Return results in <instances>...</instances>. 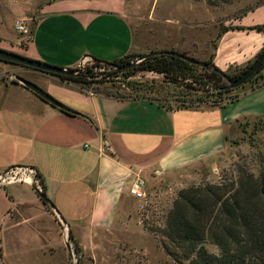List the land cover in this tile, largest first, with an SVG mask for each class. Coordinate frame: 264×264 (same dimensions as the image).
<instances>
[{
	"label": "crops",
	"instance_id": "0c3cea01",
	"mask_svg": "<svg viewBox=\"0 0 264 264\" xmlns=\"http://www.w3.org/2000/svg\"><path fill=\"white\" fill-rule=\"evenodd\" d=\"M129 1L36 2L17 17L28 19L27 33L14 26L19 35L13 36L0 26V48L71 69L132 53L130 14L152 24L173 22L197 29V21L139 16L130 10ZM27 12L34 14L31 24ZM247 13L250 21L236 20L215 35L210 62L222 72L245 66L264 46V31L247 30L264 25V5ZM185 46L179 39L177 45L159 50L183 51ZM17 73L0 60V173L14 166L32 167L50 205L26 183L0 186V264H20L10 260L26 252L27 246L6 249L4 244L10 235L14 241L23 237L19 219L41 217L64 226L63 220L73 230L111 226L119 218L124 222L137 202L128 193L134 179L145 181L146 193L160 178L182 183L213 172L231 149L228 132L234 124L243 118L264 119V86L218 107L166 109L148 99L95 93L53 75L26 76L75 112L71 113L39 98L16 80L22 77ZM38 227L28 231L35 238Z\"/></svg>",
	"mask_w": 264,
	"mask_h": 264
},
{
	"label": "rangeland",
	"instance_id": "374dc122",
	"mask_svg": "<svg viewBox=\"0 0 264 264\" xmlns=\"http://www.w3.org/2000/svg\"><path fill=\"white\" fill-rule=\"evenodd\" d=\"M44 1L0 0V26L7 34L18 36L19 32L14 29V19L30 10L36 2L40 4ZM127 5L139 16L146 17L151 13L155 18L163 17V20L170 18L197 21L195 30L173 22L159 23L157 21L152 24L142 17L130 14L128 21L134 36L135 50L128 54L131 55L127 59L128 63L143 53L160 51L159 48L177 45L179 39L184 41L186 48L176 52L198 61L210 62L216 33L223 27L236 23V20L250 21L251 18L247 12L263 6L264 0H130ZM25 15L30 16V24L35 20L34 14L27 12ZM163 27L166 28L165 33L162 31ZM147 47L150 49L145 51ZM1 62L18 69V73L24 76H30L32 73L52 75L19 64L2 60ZM92 65L94 66L92 61L87 62L85 70L89 66L95 69L92 71L93 75H96L94 82L81 86L95 93L111 95L124 100L148 99L166 109L178 108L181 101L185 99L194 100L200 108L210 106V101L215 97L197 90L195 84L186 88L183 81L172 83L163 74L153 71L127 72V70H122L108 75L107 70ZM240 68V66H231L227 72H235ZM193 72L200 73L201 68L195 66ZM263 82L264 67L254 79L224 94L222 102L246 94ZM198 97L209 102L203 103L195 100ZM228 137L231 149L220 167L215 168L213 172L209 171L196 179H188L182 183L174 179L154 180L147 187L145 198L135 199L137 202L131 205V212L124 222L119 218L111 226L93 225L73 230L67 226L64 229V226L56 221L46 218L28 217L23 221H20L22 218L19 219L23 237L21 240L16 238L14 241V236L10 235L4 244L6 249L9 247L12 249L15 244L27 246V248L25 254L14 257L10 261L16 260L20 264H176L164 252L160 244L164 239L160 230L165 226L167 214L179 191L192 186L218 184L223 181L228 183L244 171L257 176L261 162L264 161L263 118H243L237 121L229 130ZM36 225L41 228L38 227V236L35 238L28 231H33ZM69 233L71 234L70 239ZM66 244L70 245L71 252L67 250ZM204 247L211 253L217 254L218 252L215 246L207 242ZM2 254L0 250V256Z\"/></svg>",
	"mask_w": 264,
	"mask_h": 264
},
{
	"label": "trees",
	"instance_id": "16d2710c",
	"mask_svg": "<svg viewBox=\"0 0 264 264\" xmlns=\"http://www.w3.org/2000/svg\"><path fill=\"white\" fill-rule=\"evenodd\" d=\"M234 28L240 29V27ZM226 29L227 27H223L218 34ZM247 30L261 32L264 31V25H255ZM263 51L264 46L256 57ZM130 56L126 55L111 62L94 59L92 66L107 70L108 75L116 74L122 71L120 67L128 63L127 59ZM204 63L207 67L199 66L201 72L195 73L193 68L197 65L176 56L160 55L144 59L135 67L125 70L160 73L166 76L169 82L183 81L186 88L195 84L197 90L215 96L210 101V106L218 107L238 99L240 96L222 102L224 94L235 89L224 90L225 77L211 62ZM251 63H247L235 72L223 73L231 79L237 78ZM263 67L264 64L249 81L254 79ZM90 68L78 77L49 74L63 81L82 85L94 82L96 75H93ZM263 86L264 82L250 92ZM195 100L209 102L201 97ZM178 108L200 107L194 100L185 99ZM37 177L40 181L41 193L44 194V185L38 173ZM160 233L164 238L160 242L164 252L176 264H264V161L261 162L257 176L244 171L228 183L223 181L218 184L192 186L179 191ZM206 242L217 248V254L207 251L204 247Z\"/></svg>",
	"mask_w": 264,
	"mask_h": 264
},
{
	"label": "water",
	"instance_id": "95a60500",
	"mask_svg": "<svg viewBox=\"0 0 264 264\" xmlns=\"http://www.w3.org/2000/svg\"><path fill=\"white\" fill-rule=\"evenodd\" d=\"M160 55H166V56H176L178 58H181L189 63L195 64L200 67H207L206 64L202 61L195 60L194 58H191L189 56L183 55L181 53H178L176 51L172 50H160V51H149L147 53L141 54L139 57H137L135 60L124 64L120 67V70L129 69L131 67H135L137 64H139L142 60L147 59L152 56H160ZM0 60L19 64L25 67L33 68L36 70H40L46 73H53V74H59V75H66V76H73L78 77L83 74V66L82 64L78 65L76 68L71 69H65L62 67H58L55 65L47 64L44 62H40L37 60H33L30 58H27L25 56H22L20 54L5 50L0 48ZM264 64V51L261 52L259 56H257L252 63L247 67V69L237 78L231 79L227 77L222 71L218 70L226 79V85L223 87V89H236L245 83H247L262 67ZM18 82H20L22 85H24L26 88L31 90L33 93H35L37 96H39L44 101L50 103L51 105L65 110L67 112H73L71 109H69L67 106L62 104L60 101L55 99L53 96H51L48 92L38 87L36 84H34L32 81L21 77L16 76L15 77ZM11 167L5 169L3 172H7ZM33 190L37 193L39 198L44 202L49 204V201L45 197V194L41 193V191H38V189L32 185L31 186ZM50 205V204H49ZM62 224L65 226L64 221L62 220ZM67 250L71 252V248L69 244H66Z\"/></svg>",
	"mask_w": 264,
	"mask_h": 264
},
{
	"label": "built area",
	"instance_id": "2783aa9c",
	"mask_svg": "<svg viewBox=\"0 0 264 264\" xmlns=\"http://www.w3.org/2000/svg\"><path fill=\"white\" fill-rule=\"evenodd\" d=\"M27 20L28 19L24 17L17 18L14 22L15 29L21 33H27L28 29L24 25ZM86 63L87 62L82 63L83 71H86ZM90 67L91 66H89L88 68ZM90 69L91 72L95 70L94 68ZM15 183H26L30 186L34 185L38 189V191H41V185L39 178L37 177V172L32 167L14 166L11 167L7 172L0 173V186H6ZM145 187V181L142 178H136L131 182L128 193L132 198L142 200L146 196ZM65 227L66 226H64V229Z\"/></svg>",
	"mask_w": 264,
	"mask_h": 264
},
{
	"label": "flooded vegetation",
	"instance_id": "af4514ba",
	"mask_svg": "<svg viewBox=\"0 0 264 264\" xmlns=\"http://www.w3.org/2000/svg\"><path fill=\"white\" fill-rule=\"evenodd\" d=\"M22 77H24V78L28 79V77H26V76H24V75H22Z\"/></svg>",
	"mask_w": 264,
	"mask_h": 264
}]
</instances>
